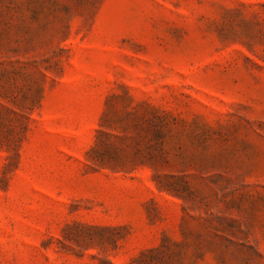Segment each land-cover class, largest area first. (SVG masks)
I'll list each match as a JSON object with an SVG mask.
<instances>
[{
    "label": "rangeland",
    "instance_id": "obj_1",
    "mask_svg": "<svg viewBox=\"0 0 264 264\" xmlns=\"http://www.w3.org/2000/svg\"><path fill=\"white\" fill-rule=\"evenodd\" d=\"M0 264H264V0H0Z\"/></svg>",
    "mask_w": 264,
    "mask_h": 264
}]
</instances>
